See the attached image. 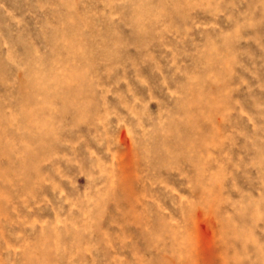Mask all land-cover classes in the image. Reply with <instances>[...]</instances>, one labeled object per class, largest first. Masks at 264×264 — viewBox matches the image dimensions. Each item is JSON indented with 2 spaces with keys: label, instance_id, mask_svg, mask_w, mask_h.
I'll list each match as a JSON object with an SVG mask.
<instances>
[{
  "label": "rangeland",
  "instance_id": "374dc122",
  "mask_svg": "<svg viewBox=\"0 0 264 264\" xmlns=\"http://www.w3.org/2000/svg\"><path fill=\"white\" fill-rule=\"evenodd\" d=\"M0 105V264H264V0H0Z\"/></svg>",
  "mask_w": 264,
  "mask_h": 264
},
{
  "label": "bare ground",
  "instance_id": "6f19581e",
  "mask_svg": "<svg viewBox=\"0 0 264 264\" xmlns=\"http://www.w3.org/2000/svg\"><path fill=\"white\" fill-rule=\"evenodd\" d=\"M22 82H23V86H21L22 88H23V90L24 91H26L27 90V88H28V82L25 80V79H22ZM26 86H27V88H26ZM24 97H23V100H22V102H23V104L25 105V106H28V104H29V102H28V98H27V96L26 95H23ZM73 97V96H72ZM1 109H2V107H1V105H0V111H1ZM0 134H1V130H0ZM8 143H10V141H8ZM25 162H26V164L28 165V163L29 162H31V160H30V158H25ZM32 164H29L28 166H31Z\"/></svg>",
  "mask_w": 264,
  "mask_h": 264
}]
</instances>
